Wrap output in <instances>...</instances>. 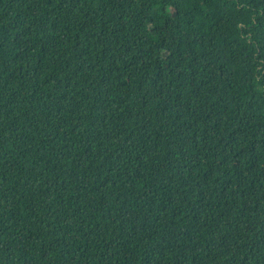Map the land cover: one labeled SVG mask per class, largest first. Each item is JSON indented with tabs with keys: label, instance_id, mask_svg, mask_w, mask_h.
Returning <instances> with one entry per match:
<instances>
[{
	"label": "trees",
	"instance_id": "trees-1",
	"mask_svg": "<svg viewBox=\"0 0 264 264\" xmlns=\"http://www.w3.org/2000/svg\"><path fill=\"white\" fill-rule=\"evenodd\" d=\"M0 264H264V0H0Z\"/></svg>",
	"mask_w": 264,
	"mask_h": 264
}]
</instances>
